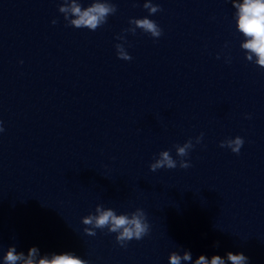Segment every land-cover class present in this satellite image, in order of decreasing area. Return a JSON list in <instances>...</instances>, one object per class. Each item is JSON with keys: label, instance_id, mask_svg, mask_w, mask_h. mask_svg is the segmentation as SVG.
<instances>
[{"label": "water", "instance_id": "95a60500", "mask_svg": "<svg viewBox=\"0 0 264 264\" xmlns=\"http://www.w3.org/2000/svg\"><path fill=\"white\" fill-rule=\"evenodd\" d=\"M111 2L117 13L90 32L66 26L61 0H0V257L14 245L168 264L183 248L193 262L230 251L264 264V69L245 59L231 0H151V16L145 0ZM145 17L158 40L125 33ZM237 136L239 155L219 147ZM189 138V169L149 170ZM98 204L143 209L151 235L126 249L106 230L84 235Z\"/></svg>", "mask_w": 264, "mask_h": 264}, {"label": "clouds", "instance_id": "9594fccd", "mask_svg": "<svg viewBox=\"0 0 264 264\" xmlns=\"http://www.w3.org/2000/svg\"><path fill=\"white\" fill-rule=\"evenodd\" d=\"M232 7L235 9L233 19L235 20L236 30L242 35L243 41L240 48L245 53V59L254 63L261 69H264V0H231ZM143 8L148 11L149 16L155 15L162 11L158 5H154L151 0H145ZM118 9L111 0H91L89 6L84 7L81 0H61V6L58 12L63 15L67 27L74 29H87L95 32L108 22V18L117 13ZM57 20H53L55 25ZM130 27L125 29V33L136 34L137 29L148 34L153 40H158L163 31L158 24L149 19H130ZM117 40L125 41L124 36H117ZM227 47V45H225ZM117 58L123 61H131L132 57L126 51L123 43L115 45ZM220 59L219 54L216 57ZM230 58L226 63H230ZM22 63V62H21ZM250 119V116H246ZM4 128L0 122V133ZM204 134L201 133L195 138V144H200ZM195 144L189 138L187 142L181 145H174L177 161L170 154V150L161 151L158 158L149 165V170L153 173L158 170H175L177 167L187 170L192 165L189 161L190 152L194 149ZM244 145L243 138L237 136L234 139L222 141L219 145L221 148L230 149L235 155L240 154ZM83 233L89 237H95L97 230L106 234L115 236V243L120 248L126 249L130 242L141 241L151 235V225L145 211L137 208L131 213L117 214L113 208H106L103 204L95 207L94 213H89L81 220ZM219 246L218 242L215 245ZM183 254L178 251H172L168 257V264H249V258L243 253L233 254L227 252L225 257L213 255L210 259L200 255L193 262L192 253L189 250L180 248ZM2 264H89L88 260L79 257L73 252L41 253L38 247H31L27 251L18 252L17 248L9 246L6 253L0 257Z\"/></svg>", "mask_w": 264, "mask_h": 264}]
</instances>
